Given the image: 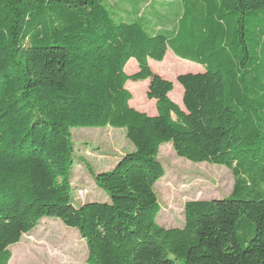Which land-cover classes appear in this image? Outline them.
Listing matches in <instances>:
<instances>
[{
	"label": "trees",
	"instance_id": "obj_1",
	"mask_svg": "<svg viewBox=\"0 0 264 264\" xmlns=\"http://www.w3.org/2000/svg\"><path fill=\"white\" fill-rule=\"evenodd\" d=\"M113 2L0 0V264L44 218L77 230L90 264H264V0ZM167 52L203 69L176 78L183 109L149 65ZM146 80L153 117L125 89ZM104 127L134 149L92 175L109 201L76 207L70 132ZM168 143L233 177L227 198L186 202L182 228L156 221Z\"/></svg>",
	"mask_w": 264,
	"mask_h": 264
},
{
	"label": "rangeland",
	"instance_id": "obj_2",
	"mask_svg": "<svg viewBox=\"0 0 264 264\" xmlns=\"http://www.w3.org/2000/svg\"><path fill=\"white\" fill-rule=\"evenodd\" d=\"M106 1L114 3V0ZM171 54L167 52L165 57L169 55L166 62L174 66V74L167 72L165 57L160 63L151 61L149 64L154 74L172 82L169 98L183 109L182 89L176 78L188 70ZM132 73L126 74L131 76ZM147 83L148 80L127 81L125 86L130 85L131 92L127 86L125 89L131 96V107L153 117L156 115L155 102L146 97ZM70 134L73 147L70 188L74 205L78 207L89 201L108 202V196L96 187L92 175L111 171L123 155L133 151V145L126 138V129L76 128ZM158 159L164 168V176L154 186L161 208L156 221L163 228L183 227L186 202L223 199L231 194L233 177L225 167L188 162L177 157L169 143L161 146ZM9 250L12 257L8 264H90L86 243L77 230L65 227L57 219H42L34 231L23 235Z\"/></svg>",
	"mask_w": 264,
	"mask_h": 264
},
{
	"label": "crops",
	"instance_id": "obj_3",
	"mask_svg": "<svg viewBox=\"0 0 264 264\" xmlns=\"http://www.w3.org/2000/svg\"><path fill=\"white\" fill-rule=\"evenodd\" d=\"M169 56V55H168ZM166 56V58L168 57ZM175 57V56H174ZM175 59L179 60V62L185 67V70H188V71H185L184 73H182L181 75L183 74H187V73H192V72H195V73H192V74H196V73H201L203 72V69L201 67H198V66H195L193 63H190V62H187V61H183V60H180L178 58L175 57ZM149 63H151V61H149ZM151 65V64H149ZM131 66V67H130ZM151 67V66H150ZM199 68V69H198ZM190 69H193L195 71H191L189 72ZM198 69V70H196ZM138 70V67H137V64L134 60H130L128 62V64L126 65L124 71L125 73H132V71H134V73ZM133 74V73H132ZM127 86V85H126ZM125 86V87H126ZM147 86H148V83H147Z\"/></svg>",
	"mask_w": 264,
	"mask_h": 264
}]
</instances>
